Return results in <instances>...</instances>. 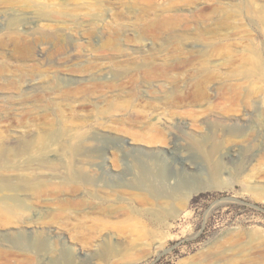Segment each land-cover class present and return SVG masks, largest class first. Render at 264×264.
Here are the masks:
<instances>
[{
    "label": "rangeland",
    "instance_id": "1",
    "mask_svg": "<svg viewBox=\"0 0 264 264\" xmlns=\"http://www.w3.org/2000/svg\"><path fill=\"white\" fill-rule=\"evenodd\" d=\"M0 155V264H264V0H0Z\"/></svg>",
    "mask_w": 264,
    "mask_h": 264
},
{
    "label": "bare ground",
    "instance_id": "2",
    "mask_svg": "<svg viewBox=\"0 0 264 264\" xmlns=\"http://www.w3.org/2000/svg\"><path fill=\"white\" fill-rule=\"evenodd\" d=\"M4 156L5 155H0V161ZM155 165L157 166V164ZM155 165L151 164L147 173H139L137 180H135L132 185L135 187H140L146 192H150L154 197L156 195L163 198H173L176 196L177 192L175 190H171V188L169 190V186L165 184L160 168L155 167ZM215 171H218V168H215ZM191 195L192 193L187 194L185 197L186 202L189 200Z\"/></svg>",
    "mask_w": 264,
    "mask_h": 264
}]
</instances>
